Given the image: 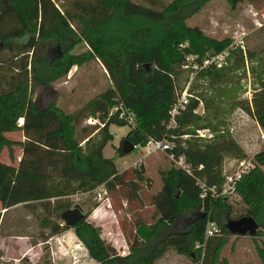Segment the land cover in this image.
<instances>
[{
  "label": "trees",
  "instance_id": "trees-1",
  "mask_svg": "<svg viewBox=\"0 0 264 264\" xmlns=\"http://www.w3.org/2000/svg\"><path fill=\"white\" fill-rule=\"evenodd\" d=\"M145 1L71 0L59 7L54 0H0V149L14 142L4 131L20 129L24 135L18 141L17 163L0 161V207L31 206L37 201L39 224L48 229L47 235L72 227L93 264H154L168 249L200 264H216L223 236L228 234L226 218L248 214L258 225L255 234H264V147L253 153L252 166L234 183L243 212L231 215L228 200L211 195L209 188L222 182L223 155L238 156L242 151L229 135L213 134L209 140L194 135L196 128L207 126L199 123L201 115L194 110L201 96L178 102L174 82L175 66L186 54L195 53L197 58L204 52L211 54L230 40L208 36L198 26L185 23L206 0ZM226 1L232 5L240 0ZM79 41L88 51L69 52ZM3 49L10 52L8 57H1ZM90 53L105 67L109 85L72 112L62 110L53 100L45 105L34 103L31 85L49 84ZM247 53L236 47L234 63H241ZM144 62L149 63L148 69ZM199 72L217 81L223 67L209 65ZM118 103L133 123L118 111L108 113ZM242 108L264 135V86ZM88 114L102 123L98 139H91L86 126L77 128ZM17 118H22L20 124ZM110 123L127 124L124 137L133 144L149 139L169 141V151L182 154L188 164V171L173 165L162 171L160 186L148 199L151 218H134L122 254L105 242L97 225L85 219L87 211L72 225L58 220L60 212L71 205L63 195L90 191L99 184L108 191L126 184L125 197H135L136 185L129 173L140 177L141 169L117 171L113 158L101 152L111 138ZM120 145L121 141L115 153L123 155ZM8 155L11 158L10 147ZM187 213H192L191 221L180 227L177 221ZM207 219L216 221L219 233L203 238Z\"/></svg>",
  "mask_w": 264,
  "mask_h": 264
},
{
  "label": "rangeland",
  "instance_id": "rangeland-1",
  "mask_svg": "<svg viewBox=\"0 0 264 264\" xmlns=\"http://www.w3.org/2000/svg\"><path fill=\"white\" fill-rule=\"evenodd\" d=\"M54 1L61 7L71 0ZM184 21L188 25L198 26L208 36L230 40L223 48L225 64L222 66L223 74L217 81H211L207 75L199 72L202 67L210 65L202 63L209 52H204L198 58L195 53L186 54L183 61L175 66L174 78L178 100L184 99L185 102L191 95L201 96L194 109L201 115L199 123L206 124L215 135L231 136L240 147L241 155H223L221 171L229 170L236 158L252 159L253 153L264 147V135L260 127L242 108L246 103L250 105L254 91L264 86V0H240L232 5L226 0H206ZM236 47L243 53L244 50L249 51V55L245 54L243 61L237 64L233 60ZM81 51H88L83 41L69 49V52L74 53ZM9 53L3 49L1 57H8ZM110 83L105 67L90 53L89 58L71 65L64 75L47 85H31L30 91L36 105H45L53 100L62 110L72 112ZM87 116H94L98 122H87ZM21 121L22 118H17L18 124ZM130 121L133 123L132 119ZM101 124L95 115L88 114L81 118L77 128L86 126L90 130L88 135L95 140L100 137L98 127ZM128 128L127 124L110 123L107 131L111 138L105 142L101 152L113 158L117 171L125 168L141 169L140 177L129 173L130 180L134 179L136 185L135 197L131 200L125 197L126 184L118 190L110 191L99 184L90 191H77L62 196V199H69L70 207L77 203L83 213L87 211L85 219L99 227V235L119 254L127 250L126 236L132 232L134 218L150 220L152 205L148 199L151 193L158 190L162 171L170 165L178 167L165 151L146 142L136 143L123 155L116 154L115 147L125 138ZM4 132L14 142L10 146L1 147L0 161L15 165L21 154L19 142L24 135L20 129ZM80 135L77 134L78 139ZM79 144L82 146L83 140H79ZM9 147L11 158L8 155ZM227 200L232 205L231 215L243 212L242 202L236 192ZM31 203V206L17 203L4 211L0 207V264L94 263L72 227L47 235L48 229L41 228L39 224L41 207L37 201ZM188 217L189 213L181 216L177 224L182 227ZM58 220L62 223L60 218ZM154 264H200V261H193L185 254L168 249ZM216 264H264V234H224Z\"/></svg>",
  "mask_w": 264,
  "mask_h": 264
},
{
  "label": "built area",
  "instance_id": "built-area-1",
  "mask_svg": "<svg viewBox=\"0 0 264 264\" xmlns=\"http://www.w3.org/2000/svg\"><path fill=\"white\" fill-rule=\"evenodd\" d=\"M202 63L203 65L210 64L216 68L222 67L225 64V50L221 49L215 53L209 54L208 56L202 59ZM178 102H184V99L178 100ZM112 111H118L117 114L119 116L126 117L128 121L131 120V116L125 112L124 108L121 106L120 103L111 106L108 113H111ZM86 121L98 122V120L94 116H87ZM194 135L197 137H201L204 140H209L213 136V133L209 127L205 126V127L196 128ZM146 143L151 144L155 148L165 151L168 157L173 161H175L178 167L188 171V164L184 161L183 155L182 154L174 155L172 152L169 151V148L171 146V143L169 141L165 139H158V140L149 139L146 141ZM252 164L253 161L250 158H245V157L236 158V161L233 162L232 166L230 165L231 169L229 170L224 169L223 171H221L223 176L221 184L218 187L211 186L209 188L211 191V195L221 196L227 199V197L234 194L235 181L242 175V173L247 171L248 168L252 166ZM198 166L200 167L201 165L199 164ZM218 233H219L218 225L216 221L213 219H207L204 227L203 238ZM195 246H197V243Z\"/></svg>",
  "mask_w": 264,
  "mask_h": 264
},
{
  "label": "water",
  "instance_id": "water-1",
  "mask_svg": "<svg viewBox=\"0 0 264 264\" xmlns=\"http://www.w3.org/2000/svg\"><path fill=\"white\" fill-rule=\"evenodd\" d=\"M143 67L146 69L149 68V63L144 62ZM121 149L126 152L134 147V144L130 142L128 139L124 138L121 141L120 145ZM83 212L79 204L75 203L72 207H68L63 209L59 218L66 225H72L76 220H78L82 216ZM204 214L202 213L201 216ZM192 213L190 217L187 218L186 223L191 221ZM224 226L228 231V234H241V235H253L258 228L256 221L248 214H243L236 218H226L224 220Z\"/></svg>",
  "mask_w": 264,
  "mask_h": 264
},
{
  "label": "crops",
  "instance_id": "crops-1",
  "mask_svg": "<svg viewBox=\"0 0 264 264\" xmlns=\"http://www.w3.org/2000/svg\"><path fill=\"white\" fill-rule=\"evenodd\" d=\"M4 133H5V132H4ZM1 210L4 211V209H1ZM6 210H7V209H6ZM2 211H1V212H2Z\"/></svg>",
  "mask_w": 264,
  "mask_h": 264
}]
</instances>
